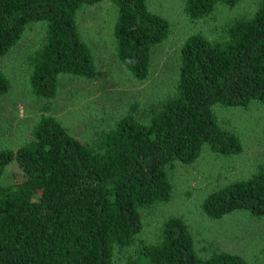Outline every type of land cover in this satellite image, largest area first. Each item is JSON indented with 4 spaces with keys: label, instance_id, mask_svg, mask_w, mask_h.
I'll return each instance as SVG.
<instances>
[{
    "label": "trees",
    "instance_id": "obj_1",
    "mask_svg": "<svg viewBox=\"0 0 264 264\" xmlns=\"http://www.w3.org/2000/svg\"><path fill=\"white\" fill-rule=\"evenodd\" d=\"M103 1L116 7L118 62L144 81L153 48L169 33L167 20L146 0H0V58L28 25L41 23L44 37L29 59L32 94L54 98L62 76L93 80L95 60L77 16ZM241 1L185 0L184 11L196 21ZM221 31L213 40L200 33L186 37L174 93L143 119H120L98 146L82 144L56 118L42 116L30 141L0 149V264H112L128 248L123 264H246L224 251L198 256L177 216L163 222L154 241L137 244L142 213L170 199L168 169L194 163L203 148L222 156L241 153L239 138L219 125L215 108L264 104V0ZM9 88L0 72V97ZM11 165L18 174L6 182ZM202 211L210 219L243 211L264 218V168L210 193Z\"/></svg>",
    "mask_w": 264,
    "mask_h": 264
},
{
    "label": "rangeland",
    "instance_id": "obj_2",
    "mask_svg": "<svg viewBox=\"0 0 264 264\" xmlns=\"http://www.w3.org/2000/svg\"><path fill=\"white\" fill-rule=\"evenodd\" d=\"M184 2L146 0L151 12L167 20L169 33L153 48L144 81L136 80L115 56L112 27L116 7L103 1L84 8L77 24L94 56L97 75L93 80L60 77L52 99L33 95L29 86V59L42 43L44 27L41 23L28 25L18 43L0 58V72L10 84L9 91L0 97V149L15 150L30 141L42 116L56 118L82 144L98 146L101 135L120 119L128 114L143 119L174 93L179 50L186 37L200 33L213 40L226 22L252 15L261 0H243L233 9L220 5L210 16L196 21L185 14ZM214 113L219 125L239 138L241 153L222 156L203 148L194 163H175L168 169L170 199L142 213L143 229L137 244L154 241L163 222L177 216L191 233L198 256L224 251L240 255L246 264H264V218L243 211L210 219L202 211V202L210 193L264 168V104L216 107ZM17 174L11 165L5 181H15ZM128 255L129 248L116 253L112 264H123Z\"/></svg>",
    "mask_w": 264,
    "mask_h": 264
}]
</instances>
